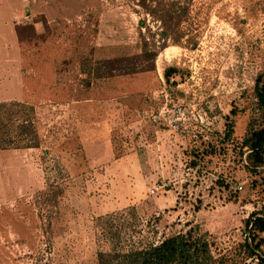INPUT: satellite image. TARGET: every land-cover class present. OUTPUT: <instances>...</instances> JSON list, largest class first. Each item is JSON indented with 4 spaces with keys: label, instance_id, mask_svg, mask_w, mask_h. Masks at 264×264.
Segmentation results:
<instances>
[{
    "label": "rangeland",
    "instance_id": "1",
    "mask_svg": "<svg viewBox=\"0 0 264 264\" xmlns=\"http://www.w3.org/2000/svg\"><path fill=\"white\" fill-rule=\"evenodd\" d=\"M158 1L0 0V101L31 105L38 137L0 150V264H97L189 228L215 264H259L240 244L264 167L241 143L262 124L264 0H164L180 16L151 69L110 73L163 41Z\"/></svg>",
    "mask_w": 264,
    "mask_h": 264
},
{
    "label": "trees",
    "instance_id": "2",
    "mask_svg": "<svg viewBox=\"0 0 264 264\" xmlns=\"http://www.w3.org/2000/svg\"><path fill=\"white\" fill-rule=\"evenodd\" d=\"M151 14L162 22L163 30L160 32L163 41H142L139 51L131 56L103 60L101 63L109 72L129 74L151 69L158 51L164 48V39L173 31L169 21L180 16L172 9V4L164 0L155 3ZM170 30V32H168ZM174 68L166 71L167 79ZM256 107L260 111L261 126L251 127L241 147L247 151L248 164L246 167L255 171L264 167V70L258 75L254 85ZM33 107L21 101H0V150L17 147H35L38 137L34 131L32 120ZM248 232L240 244L244 255L248 258L256 256L259 264H264V253L260 252L264 233V210L253 211L245 222ZM216 258L211 252L210 242L205 233H199L192 228L158 241H146L143 244L131 242L125 246H115L108 251L98 253L97 264H215Z\"/></svg>",
    "mask_w": 264,
    "mask_h": 264
}]
</instances>
